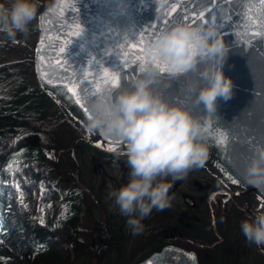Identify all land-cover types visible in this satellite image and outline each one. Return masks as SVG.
<instances>
[{
	"label": "water",
	"instance_id": "water-1",
	"mask_svg": "<svg viewBox=\"0 0 264 264\" xmlns=\"http://www.w3.org/2000/svg\"><path fill=\"white\" fill-rule=\"evenodd\" d=\"M173 2L178 3L180 9L169 17L166 13ZM258 3L259 0H216L203 20L190 14L186 20L185 7L203 10L209 0H52L37 15L33 56L36 81L88 140L101 147L124 150L125 145L119 138L101 135L99 131L89 132L85 128L88 113L75 103L66 85L50 84L48 80L75 81L80 94L83 96L87 91L90 96V106L98 94L94 91L93 78L100 75L101 67L120 73L119 85L110 90L113 96L120 88L131 87L135 77L141 74L139 64L129 61V67H123L119 45L136 40L144 31L147 46L156 33L177 20L216 24L227 46L226 55L217 66L233 81V92L227 99L217 97L206 130L209 158L204 164L232 187L236 196L264 208V195H261L264 189L244 179V163L252 155V148L264 143V36L252 35L257 26L248 25L244 19L249 8L254 18L259 15ZM61 4H67L62 14ZM225 16L230 19H224ZM74 24L81 25L79 35H72ZM38 55L44 60L39 61ZM209 62L207 58L199 59L196 68L186 72L160 71L151 87L170 102L183 104L194 115L202 117L207 110L203 102L195 101V91H190L188 86L191 82L197 86L207 82L201 69ZM85 69L90 75L82 78ZM100 84L101 89L106 90L103 77ZM221 131L227 136L223 145L215 143L214 133ZM222 169L233 178L226 177Z\"/></svg>",
	"mask_w": 264,
	"mask_h": 264
},
{
	"label": "clouds",
	"instance_id": "clouds-1",
	"mask_svg": "<svg viewBox=\"0 0 264 264\" xmlns=\"http://www.w3.org/2000/svg\"><path fill=\"white\" fill-rule=\"evenodd\" d=\"M38 7L39 0H0V32L10 38L17 32H27L38 15ZM226 52L223 34L216 24L177 20L148 42L149 59L131 87L120 88L114 96L104 90L90 104L85 128L119 138L125 145L128 179L109 195L134 232L142 230V218L154 207L170 206L169 190L175 180L208 160V121L217 97L227 99L233 92V81L217 66ZM154 54L175 70L171 73L195 69L199 59L210 61L201 69L207 82L199 86L191 82L188 86L195 91V101L203 102L207 110L202 117L153 90L151 84L160 73L159 66L151 60ZM169 176L170 180L165 179ZM244 179L264 189V143L252 148V155L244 163ZM240 229L248 241L264 246V211L243 219Z\"/></svg>",
	"mask_w": 264,
	"mask_h": 264
},
{
	"label": "flooded vegetation",
	"instance_id": "flooded-vegetation-1",
	"mask_svg": "<svg viewBox=\"0 0 264 264\" xmlns=\"http://www.w3.org/2000/svg\"><path fill=\"white\" fill-rule=\"evenodd\" d=\"M72 148L74 176L86 202L82 227L96 264H141L153 254L154 259L143 264H264V246L248 241L240 229L243 219L262 211L238 205L205 166L193 167L175 180L170 206L154 207L142 218V230L134 232L109 195L127 182L124 152L87 142ZM71 165L69 161V172ZM72 182L66 177L68 189Z\"/></svg>",
	"mask_w": 264,
	"mask_h": 264
},
{
	"label": "trees",
	"instance_id": "trees-1",
	"mask_svg": "<svg viewBox=\"0 0 264 264\" xmlns=\"http://www.w3.org/2000/svg\"><path fill=\"white\" fill-rule=\"evenodd\" d=\"M47 1L39 0L38 10ZM33 32L35 19L30 22L27 33ZM19 37L20 35H16L10 38L6 33L0 32V52L15 49L17 42L12 41ZM23 58L0 62V212L9 218L13 210L17 220H21L22 229L20 228L18 232L23 236L29 235V238H33L34 235L41 239L43 245L34 248L33 257L29 256L31 244L27 239L21 243L13 257L8 255L10 251L0 250V264H11L10 260L27 261L28 264H71L68 254L59 252L57 239L50 236L47 238L50 233L44 226L32 225L29 228L26 217H22L27 210L14 208L13 200L6 196L7 192L12 191L8 181L15 180L23 190L29 191L32 188L29 184L34 186L47 175L42 150L45 145L44 139L53 141L60 125L65 122L64 119H59L57 114L54 116L49 114L45 108L46 103L39 98V95L42 96L44 93L38 86L31 87L27 83L24 73L30 71L31 62L29 58ZM22 63L24 67L18 68L17 66ZM9 78L12 80V86L4 89L2 84ZM55 232L57 233L56 230ZM63 235V240L69 242L75 240V234L70 231L64 230Z\"/></svg>",
	"mask_w": 264,
	"mask_h": 264
},
{
	"label": "snow or ice",
	"instance_id": "snow-or-ice-1",
	"mask_svg": "<svg viewBox=\"0 0 264 264\" xmlns=\"http://www.w3.org/2000/svg\"><path fill=\"white\" fill-rule=\"evenodd\" d=\"M216 3V0H209V4L207 7H204L203 10H197L195 7L193 8H184V19H188L189 15L191 17H198L200 20H203L205 17V14L208 12L209 8H211L214 4ZM67 7V4H61L60 5V12L61 14L63 13L64 8ZM256 7L259 10V15L255 16L254 14L251 13V9L249 8L247 10V13L245 15V21L247 22L248 25L250 26H257L256 28L253 29L252 35H261L264 36V0H259L258 5ZM180 9V5L178 3L173 2L171 4L170 9L166 13L167 16L171 17L173 14L177 13ZM224 19H230V17L225 16ZM213 21H215V16H213ZM195 22V21H193ZM44 24V18L43 16L41 17V27H43ZM74 31L72 32V35H79L81 29L80 24H74L73 25ZM147 31V30H145ZM154 31V29H153ZM247 42V41H245ZM41 44H43V38H41L40 41ZM146 45H145V40H144V31L140 33V35L137 37L136 40L131 41V42H126L125 44L119 45V48L121 49L120 51V57L121 60L123 61V67L127 69L129 67V61H131L134 64H139L140 69L143 67V65L148 61L149 57L146 54ZM126 49V50H125ZM40 49H37V52L39 53ZM60 51H63V48L60 49ZM38 60L43 61L44 57L38 55ZM91 57H90V62H91ZM151 60L155 62L158 66L160 71H168V72H173L175 71L172 69L168 63L159 57L158 55H153L151 57ZM40 68V65H38V70ZM100 75L97 77L93 78V83H94V91L96 93H100L104 90L101 89V84H100V78L103 77V82L107 86L106 90L110 91L111 89L117 87L120 83V73L117 71L110 70L107 67H101L99 69ZM45 77L47 74L42 73ZM90 75L89 71L85 69L83 73L82 78H87ZM48 83L50 84H65L67 88V92L71 94V96L75 99V103L79 105L80 108L84 109L85 112H89V99L90 96L88 95L87 91H85L84 95L82 96L80 92L78 91L77 85L75 81L68 82L66 80H57V79H49ZM55 91V89L53 90ZM101 135H105L104 133L101 132ZM215 136V143L219 145H223L227 141V136L221 131L214 133ZM111 144L109 147L111 148ZM224 171V175L226 177H229L232 179L233 177L229 176V172L226 169H222ZM261 195H264V191L261 192ZM191 255V254H189Z\"/></svg>",
	"mask_w": 264,
	"mask_h": 264
},
{
	"label": "rangeland",
	"instance_id": "rangeland-1",
	"mask_svg": "<svg viewBox=\"0 0 264 264\" xmlns=\"http://www.w3.org/2000/svg\"><path fill=\"white\" fill-rule=\"evenodd\" d=\"M49 1V0H48ZM35 37H36V34L33 33H30L28 34L27 32H25V36L21 37V39L19 40H13L12 42L13 43H16V46H15V49L11 50V51H7V57L8 58H16V57H27L29 59L32 58V55H33V49H34V40H35ZM24 39V41L22 40ZM21 46V48H20ZM6 56L3 55V58L0 59V60H4V59H7ZM31 63H32V59H31ZM27 74V72L25 73V75ZM29 75L31 76V79H34V76L32 73H29ZM26 77V76H25ZM11 84V80L8 81V82H4L3 83V86L7 87ZM41 100L45 101V99L47 101L48 98L46 96H41L39 97ZM47 108L49 109V113L51 115H54L56 113V105L51 101V102H48V105H47ZM73 135V132L68 129V128H64V131H63V140H62V146L66 144V141L68 138H70L71 136ZM55 154V153H54ZM57 159L59 160L58 163H59V167L62 165L63 161L61 159H59L57 157V155L55 154V157H53L52 161H51V165L52 166H55L57 164ZM15 235H12L11 238H9V243L11 242V249H15L16 248V244H14V238ZM16 243V242H15ZM72 256V254H71ZM77 256L74 255L73 256V263L72 264H83L78 258H76ZM83 261V260H82Z\"/></svg>",
	"mask_w": 264,
	"mask_h": 264
}]
</instances>
